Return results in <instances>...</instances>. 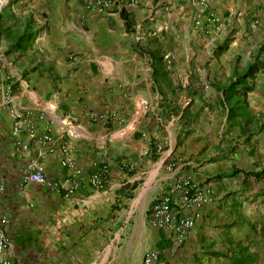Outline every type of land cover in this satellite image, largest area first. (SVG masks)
<instances>
[{
    "label": "crops",
    "instance_id": "1",
    "mask_svg": "<svg viewBox=\"0 0 264 264\" xmlns=\"http://www.w3.org/2000/svg\"><path fill=\"white\" fill-rule=\"evenodd\" d=\"M111 1L106 15L85 10L87 0H9L0 10L3 257L141 264L151 250L164 264H264V70L245 82L249 120L229 119L224 94L264 43V0H205L202 10L193 0ZM10 110L32 112L37 137L53 142L12 137ZM59 143L78 174L60 166ZM30 161L47 185H19ZM184 176L213 195L176 244L148 217Z\"/></svg>",
    "mask_w": 264,
    "mask_h": 264
},
{
    "label": "built area",
    "instance_id": "2",
    "mask_svg": "<svg viewBox=\"0 0 264 264\" xmlns=\"http://www.w3.org/2000/svg\"><path fill=\"white\" fill-rule=\"evenodd\" d=\"M137 0H128L129 4H135ZM9 0H0V10L8 5ZM113 1L111 0H87L84 9L99 15H106ZM192 5H195L202 10L206 7L205 0H193ZM206 23L214 24L217 19L214 15L209 14ZM195 24H199L195 21ZM2 91L7 93L8 86H3ZM32 112L20 113L18 111L10 110V134L12 137H18L19 134L26 132L28 136L35 139L41 146L53 142L51 137L44 133L37 137L36 126L33 121ZM34 119H36L34 117ZM46 124V123H45ZM47 127V125H45ZM19 144V143H18ZM21 148L25 150L26 144H21ZM58 151L61 157L60 166L66 167L69 170L73 169V165L69 158L70 149L67 145L59 143ZM167 171H172L173 165L167 164L165 166ZM73 171V170H72ZM74 175L79 171L72 172ZM1 178V171H0ZM47 185V179L43 174V169L35 162H27L20 171L19 185L26 184ZM89 184L93 188H100L101 182L98 174H93L89 177ZM74 184L71 189L75 188ZM71 189L68 192H71ZM5 187L2 179H0V194L4 193ZM213 192L207 184L201 183L190 176H184L175 179L168 186H166L157 200L152 204L148 217L149 225L157 230H166L169 232L172 240L176 244H181L185 239L186 234L194 227L196 220L199 219V209L209 204L212 200ZM8 223L6 215L0 212V264H11L3 257L4 251L9 243V239L5 234V227ZM141 264H164L158 258L155 251H147L141 260Z\"/></svg>",
    "mask_w": 264,
    "mask_h": 264
},
{
    "label": "trees",
    "instance_id": "3",
    "mask_svg": "<svg viewBox=\"0 0 264 264\" xmlns=\"http://www.w3.org/2000/svg\"><path fill=\"white\" fill-rule=\"evenodd\" d=\"M120 16L124 21L125 27L128 28L127 15L120 10ZM23 37H21L22 39ZM228 40L224 44L218 47V52L227 46ZM264 50V43L260 45L256 55L254 56L252 62L248 64L245 71L241 75L234 76V81L229 83L228 87L225 89V98L231 99L232 103L229 108V119L235 120V117H246L249 120V116L246 109L245 95L248 91L252 89L251 85H246L245 82L247 79L250 81L253 80L255 74L259 71L264 70V57L261 56L262 51ZM240 92H239V90Z\"/></svg>",
    "mask_w": 264,
    "mask_h": 264
}]
</instances>
